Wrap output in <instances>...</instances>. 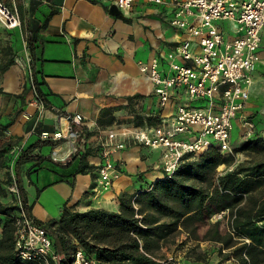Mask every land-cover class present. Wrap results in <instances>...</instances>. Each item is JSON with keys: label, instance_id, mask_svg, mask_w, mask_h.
Masks as SVG:
<instances>
[{"label": "crops", "instance_id": "1", "mask_svg": "<svg viewBox=\"0 0 264 264\" xmlns=\"http://www.w3.org/2000/svg\"><path fill=\"white\" fill-rule=\"evenodd\" d=\"M1 1L16 7L20 25L0 26V124H8L5 131L25 146L41 142L42 133L53 140L44 144L49 154L44 153V145L32 150L42 157L37 165L36 159L21 165L29 216L48 223L59 218L63 207L119 211L121 200L127 201L165 175L162 148L136 142L129 131L159 122L173 111L176 102L172 99L167 106H159L154 85L140 70V62L157 58L166 72L167 53L187 32L169 23L172 7L168 3L133 0L129 12L118 15L109 10L112 0ZM230 21V27L218 22L225 38L236 35V24ZM260 34V59L242 111L254 124L258 115L262 118V111L252 108L258 98L264 102V29ZM191 48L198 50L195 41ZM75 114L82 117L80 122L69 119ZM69 129H75L80 143L77 152L63 160L72 146L65 136ZM54 133L62 137L58 142ZM120 142L123 146L117 145ZM107 157L118 175L108 188L101 189L96 182L97 167ZM237 163L234 159L220 163L213 182ZM229 214L228 207L212 212L194 224L193 233L178 224L175 233L160 241L159 249L149 256L154 260L176 255L191 264H239L231 252L242 240L224 245L221 239L229 233ZM162 219L169 217L161 215ZM215 222L219 239L210 237ZM175 235L176 251L167 246ZM44 263L67 264L60 256L48 257Z\"/></svg>", "mask_w": 264, "mask_h": 264}, {"label": "built area", "instance_id": "2", "mask_svg": "<svg viewBox=\"0 0 264 264\" xmlns=\"http://www.w3.org/2000/svg\"><path fill=\"white\" fill-rule=\"evenodd\" d=\"M172 7L169 23L187 32L167 53L168 69L164 72L158 59L140 62L139 68L154 85L158 104L165 107L175 99L173 111L159 122L134 127L129 132L136 142L162 148L161 169L172 174L186 155L196 156L212 144L220 152H232V121L242 122L244 134L252 135L254 124L242 113L253 83L252 73L260 59L261 30L264 29V0H148ZM133 0H112L120 12L128 13ZM235 22L236 35L225 38L221 20ZM20 25L16 7L0 0V26ZM195 41L198 50L191 48ZM178 58V59H177ZM80 122L79 114L68 116ZM72 135H76L72 131ZM127 131V129H126ZM124 131V132H126ZM113 135V132L110 133ZM54 133L53 137H58ZM42 133L41 138H47ZM123 142L117 143L123 146ZM97 185L108 188L118 170L107 157L97 167ZM15 255L24 260L47 261L59 255L53 251L46 229L20 207L14 233ZM97 260L77 249L67 264H97ZM146 264H191L172 256Z\"/></svg>", "mask_w": 264, "mask_h": 264}, {"label": "trees", "instance_id": "3", "mask_svg": "<svg viewBox=\"0 0 264 264\" xmlns=\"http://www.w3.org/2000/svg\"><path fill=\"white\" fill-rule=\"evenodd\" d=\"M7 125L0 124L2 132ZM51 142L47 138L41 139L39 143L23 147L16 156L8 154L13 143L4 142L0 147V162L6 163L3 165L6 167L7 161L12 160L14 170L13 177L5 170L7 177L0 178V264H45L18 258L14 250V233L20 207L29 215L20 178L21 165L29 159H36L37 165L42 157L32 154V150ZM239 150L253 152L255 158L237 163L218 176L214 183L215 168L220 163L232 162L234 151ZM12 180L20 205L9 198L12 193L4 185ZM132 197L137 207L133 206ZM225 207L230 208L229 233L221 238L222 243L230 245L242 240L231 252L238 263L264 264V133L258 129L242 140L233 152H220L217 145L212 144L199 155H186L172 174L164 175L127 201L121 200L119 211L103 208L76 211L63 207L58 219L36 222L46 229L53 251L64 263H68L75 250L80 248L103 263L131 261L146 264L152 261L149 255L159 249L160 241L175 233L178 224L190 228L193 233L195 223ZM161 215L169 220H161ZM214 226V234L210 237L219 239L218 222Z\"/></svg>", "mask_w": 264, "mask_h": 264}, {"label": "rangeland", "instance_id": "4", "mask_svg": "<svg viewBox=\"0 0 264 264\" xmlns=\"http://www.w3.org/2000/svg\"><path fill=\"white\" fill-rule=\"evenodd\" d=\"M220 22H222L225 27H227V26L230 27V25H231L230 24V22H231L230 20H224V21L221 20ZM256 103H257V106L252 108V109L256 110L257 112L261 110L262 111V113H261L262 118L259 115L255 118V122H257V124H254V122L249 117H247V118L249 120H251L253 122V124H254L253 133L255 132L256 129H258V131H260L261 133H264V108H262V106H264V102H262L261 97H260V98H258V100H256ZM72 131H75V129H73ZM230 134H231V136H230L231 137L230 138V147H231L232 152H233L234 148H236V147H238L240 145V142L242 140H244L246 137H249V136H247V134L243 137V125H242V122L241 121L240 122H238V121L236 122L235 118L232 121V128L230 130ZM65 136L69 137L72 140L71 141L72 146L70 148V151L67 154H65V156H62L63 160H67L70 156H72V154L77 152V150H78L77 149L78 148L77 145L80 143V137L77 134L76 135H68L66 133ZM60 138H62V137L61 136L58 137V139H56L55 141L58 142L60 140ZM47 139H48V137H47ZM51 141H53V140H51ZM4 142L13 143L12 144V149L10 150V152H8V154H10L12 156L13 155L16 156L23 147H26L25 145L19 143L18 139H16L15 137L11 136L10 134H8L5 130L2 132V130L0 128V147H1V145ZM42 147H43L44 153H48V151H49L48 146L44 145ZM234 153H235L234 154V161H237V160L239 162H242L244 160L251 161V159L255 158L253 152H248L246 150L234 151ZM7 163H9V164L6 167H4L3 165L6 164V163L0 162V178L2 177V179L7 177L6 174H5V170H9V172L11 173V175L13 177L14 170H13V167H12V165H13L12 160L9 159L7 161ZM4 185L5 186L7 185L8 191L12 193V196L9 195V198H12L15 203L20 205V202L18 201L19 200L18 199L19 196H18L17 189L15 187L14 181L12 180L10 184L7 183V184H4ZM229 216H230V214H229ZM225 225H226V223H225ZM177 237H179V236H177ZM175 238H176V235L169 239V242L167 243L168 249L170 247H172L173 249L177 248V246L175 245ZM178 245H179V243H178ZM176 250H178V248L175 249V251ZM167 256H172L175 259H181L180 257H178L176 255H167ZM162 258H164V257H162Z\"/></svg>", "mask_w": 264, "mask_h": 264}, {"label": "water", "instance_id": "5", "mask_svg": "<svg viewBox=\"0 0 264 264\" xmlns=\"http://www.w3.org/2000/svg\"><path fill=\"white\" fill-rule=\"evenodd\" d=\"M109 10H110V12H111L112 14H119V13H120L114 5L110 6ZM71 260H72V258L69 260V262H70ZM61 262L64 263V260L61 259Z\"/></svg>", "mask_w": 264, "mask_h": 264}, {"label": "bare ground", "instance_id": "6", "mask_svg": "<svg viewBox=\"0 0 264 264\" xmlns=\"http://www.w3.org/2000/svg\"><path fill=\"white\" fill-rule=\"evenodd\" d=\"M68 133V135H72V132L70 131V129H69V131L67 132ZM54 152V151H53Z\"/></svg>", "mask_w": 264, "mask_h": 264}]
</instances>
